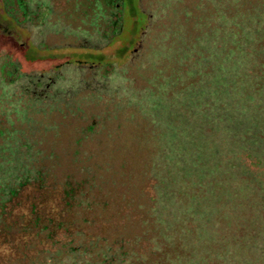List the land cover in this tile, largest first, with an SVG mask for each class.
<instances>
[{
    "label": "rangeland",
    "instance_id": "rangeland-1",
    "mask_svg": "<svg viewBox=\"0 0 264 264\" xmlns=\"http://www.w3.org/2000/svg\"><path fill=\"white\" fill-rule=\"evenodd\" d=\"M15 1L0 0V168L19 137L50 178H90L95 230L148 259L129 264L158 260L155 235L166 264H264V3L133 0L130 17L114 0ZM25 49L60 55L8 74Z\"/></svg>",
    "mask_w": 264,
    "mask_h": 264
},
{
    "label": "trees",
    "instance_id": "trees-1",
    "mask_svg": "<svg viewBox=\"0 0 264 264\" xmlns=\"http://www.w3.org/2000/svg\"><path fill=\"white\" fill-rule=\"evenodd\" d=\"M114 1L119 5L121 1L130 17L136 16L138 9L133 0ZM15 3L20 14L24 15V8L17 0ZM98 3L103 10L105 3ZM263 3L264 0L251 3L250 8L258 6L260 9ZM118 25L112 21L110 32H118ZM59 55L39 56L25 49L20 53V62L8 65V74L44 64V61L47 67L54 65ZM84 56L93 58L87 54ZM4 81L7 85L13 82L12 78ZM26 91L27 88H22L20 95L29 103L41 99L32 97V90L28 91L29 95ZM12 144L9 145L13 147ZM14 145L15 161L0 168V264L11 262L10 259L15 264H129L132 256L137 263L148 260L141 254L137 257L128 238L95 230L99 221L95 207L103 209L106 203L97 206L92 203L91 194L96 193L92 191L95 186L89 185L90 178L79 180L64 176L62 180L52 179L45 168H37L28 162L29 155L26 158L23 153L29 149L28 143L21 142L18 137ZM153 186L156 183L148 180L142 189L147 193L153 191ZM148 198L152 203L148 208L151 211L154 193ZM158 238L155 235L148 240L152 242L153 239L154 249L158 248L156 254L160 253L154 264L169 263L173 252H167L169 246L163 240L156 243Z\"/></svg>",
    "mask_w": 264,
    "mask_h": 264
}]
</instances>
